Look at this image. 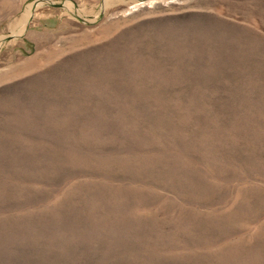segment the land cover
<instances>
[{"label":"rangeland","instance_id":"374dc122","mask_svg":"<svg viewBox=\"0 0 264 264\" xmlns=\"http://www.w3.org/2000/svg\"><path fill=\"white\" fill-rule=\"evenodd\" d=\"M0 264H264V0H0Z\"/></svg>","mask_w":264,"mask_h":264},{"label":"bare ground","instance_id":"6f19581e","mask_svg":"<svg viewBox=\"0 0 264 264\" xmlns=\"http://www.w3.org/2000/svg\"><path fill=\"white\" fill-rule=\"evenodd\" d=\"M30 14H31V11L30 10H28V12L26 13V15L24 16V18L22 19V23L23 24H26L27 22H28V19H29V16H30ZM16 30H18V29H16ZM24 30V25L22 26V28H21V30L19 31V32H22ZM19 32H14L13 31V33L15 34V35H19L20 33Z\"/></svg>","mask_w":264,"mask_h":264},{"label":"water","instance_id":"95a60500","mask_svg":"<svg viewBox=\"0 0 264 264\" xmlns=\"http://www.w3.org/2000/svg\"><path fill=\"white\" fill-rule=\"evenodd\" d=\"M58 6H59V7H63V6H65V5H64V4H58Z\"/></svg>","mask_w":264,"mask_h":264}]
</instances>
